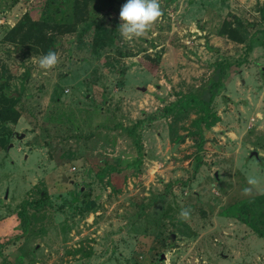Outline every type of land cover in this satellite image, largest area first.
Segmentation results:
<instances>
[{
	"label": "rangeland",
	"instance_id": "obj_1",
	"mask_svg": "<svg viewBox=\"0 0 264 264\" xmlns=\"http://www.w3.org/2000/svg\"><path fill=\"white\" fill-rule=\"evenodd\" d=\"M263 4L160 0L158 21L125 41L122 6L91 2L73 32L48 31L58 63L45 71L43 44L12 31L27 16L64 31L74 0H0V95L19 96L21 115L0 122V264H264ZM235 19L242 44L220 33ZM224 61L211 106L164 115L204 99Z\"/></svg>",
	"mask_w": 264,
	"mask_h": 264
},
{
	"label": "trees",
	"instance_id": "obj_2",
	"mask_svg": "<svg viewBox=\"0 0 264 264\" xmlns=\"http://www.w3.org/2000/svg\"><path fill=\"white\" fill-rule=\"evenodd\" d=\"M101 0H74V22L73 26L68 25L67 29L62 30L63 26L61 25H51L48 22H41L32 20L29 16L24 18L21 23H19L12 32L16 33V36L21 32H25L24 34H20L23 41L29 42L33 47L43 44L44 50L48 52L49 50H53L55 52V47L53 45L54 37L49 35L51 32H61V33H70L76 28L78 24H81L87 20L88 17V7L91 2H96ZM111 4H116L122 6L126 3V0H104ZM262 19L264 20V4L261 8ZM244 31V33L242 32ZM50 31V33L48 32ZM220 33L222 35H226L230 40L237 43H244L249 37V31L245 25V23L241 19H235L232 22L226 21L224 23L223 28ZM25 42V43H26ZM253 45V44H252ZM251 44L245 48V58L251 54L253 51V46ZM242 60L237 62L238 65L245 63L246 60ZM233 66L232 62L224 61L219 63L215 72V78L213 82L210 84V87L207 91V95L204 99L195 100L193 98L188 99L185 102L175 103L173 106H168L165 108L164 115H171L175 110H184L188 105L200 106L204 109H207L212 105L215 98L217 97V91L219 88L223 86V79L226 74L228 68ZM151 71V70H150ZM17 97V95H16ZM14 97L7 90H3V94L0 95V122H17L20 118V112L16 107V101L19 97ZM141 124V125H140ZM142 126V122L138 121L135 125V128L130 129V135L135 137V144L138 149V159L135 164H142L144 159V152L142 149L141 137L139 136V132L137 129ZM137 131H135V130ZM138 133V134H137ZM10 140L8 134L0 133V144L4 145ZM30 204L29 206L35 210L42 209L46 205L44 200L40 201L37 204ZM27 206V205H24ZM26 208V207H25Z\"/></svg>",
	"mask_w": 264,
	"mask_h": 264
},
{
	"label": "clouds",
	"instance_id": "obj_3",
	"mask_svg": "<svg viewBox=\"0 0 264 264\" xmlns=\"http://www.w3.org/2000/svg\"><path fill=\"white\" fill-rule=\"evenodd\" d=\"M162 16L160 0H126L119 12L118 32L125 41H132L143 37ZM58 63L56 52L49 50L47 54L38 58V66L45 71L50 70ZM259 179L254 176L247 178L248 185H257ZM251 189H242L243 195H248ZM191 209H181L179 218L187 221L190 219Z\"/></svg>",
	"mask_w": 264,
	"mask_h": 264
},
{
	"label": "water",
	"instance_id": "obj_4",
	"mask_svg": "<svg viewBox=\"0 0 264 264\" xmlns=\"http://www.w3.org/2000/svg\"><path fill=\"white\" fill-rule=\"evenodd\" d=\"M251 158L259 159V153L257 151H253L251 153ZM65 180H67V179H65ZM171 238L174 240L175 239V235H173Z\"/></svg>",
	"mask_w": 264,
	"mask_h": 264
}]
</instances>
